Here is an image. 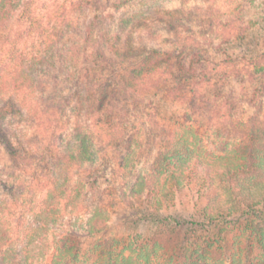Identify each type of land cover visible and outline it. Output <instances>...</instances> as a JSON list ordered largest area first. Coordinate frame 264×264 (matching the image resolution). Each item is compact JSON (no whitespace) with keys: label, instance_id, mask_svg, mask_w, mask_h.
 <instances>
[{"label":"trees","instance_id":"16d2710c","mask_svg":"<svg viewBox=\"0 0 264 264\" xmlns=\"http://www.w3.org/2000/svg\"><path fill=\"white\" fill-rule=\"evenodd\" d=\"M37 2L0 0V28L8 27L17 17L29 24L30 33L46 36L44 16L38 14ZM159 12L162 11L157 8L153 11L155 14ZM165 13L167 28L171 32H175L176 26L185 29V21L197 20L207 24L215 33L223 32L225 41L231 45L244 41L250 30L247 24H239L238 19H227L218 24L213 18L203 21L198 9ZM138 16L131 17L135 22L133 26L146 20ZM95 30V25L89 21L84 35L86 43L95 35ZM175 34L176 42L183 44L181 34ZM5 37L7 41L11 40L8 44L16 43L11 37ZM50 38L44 54H33L27 61L21 58L17 61L14 56L11 58L16 67H13L14 72H8L7 76L0 73V145L14 167L20 168L21 162L26 164L34 154L20 140L15 131L16 122L27 117L37 120L49 114L60 117L67 112L74 113L73 119L69 120H72L71 138L64 143L62 136L55 135L59 144L51 145L42 153L47 165L43 180L37 185L40 192L45 193L43 197L32 191L29 193L31 187H23L19 192L21 186L11 181L15 171L7 172V176L11 174L8 179L0 174V184L7 193L5 196L10 198L0 195V264L80 263L84 241L107 229L110 211L108 207L103 209L100 202L90 208L85 205L89 195L96 190L97 179L91 172V177L76 182L72 170L96 165L104 156L102 136L115 134L116 131L109 129L110 118L120 102L136 99L140 93L159 88L164 79L161 71L165 62L151 57L156 52L145 46L132 47L119 33L104 31L99 38L101 49L92 53H87L88 49L82 53L76 42L64 45L63 37ZM127 59H136V63L125 72H119L118 66ZM84 61L89 64V69L80 70V62ZM233 62L237 61L234 59ZM249 64L255 72L264 73V55L250 60ZM179 67L182 66L179 64ZM182 72L180 69L179 73ZM191 72L196 71L192 69ZM219 74L215 77H228L225 72ZM199 75L203 82H210L214 76L205 69ZM26 90L34 94L33 100L28 98ZM36 95L41 97L36 98ZM92 118H95L94 126L99 128L96 131L89 121ZM259 122V117L255 116L253 129L232 153L212 159L193 148L188 137L184 141L176 138L173 131L162 133L161 149L151 166L153 172L136 181L130 199L123 198L118 204L115 200L114 205L140 214L132 217L130 222L134 226L185 227L193 233L247 217L248 223L264 239V228L256 222V219L262 221L264 218V129L260 128ZM188 135L199 139L193 128H189ZM122 161L124 166L126 156ZM201 169H204L203 182L198 185L195 183L196 174ZM20 200L26 203L32 216L28 222L23 217L21 225L24 226L18 231L19 224L14 229L8 220L10 207ZM76 209H86L90 213L85 224H69V228L59 231L65 220L64 211L70 217ZM111 240L106 241V264H181L162 253L163 246L159 243H125L113 239L114 243L109 246ZM121 243L123 247L120 248L117 244ZM199 258L197 264H208L203 253Z\"/></svg>","mask_w":264,"mask_h":264},{"label":"rangeland","instance_id":"374dc122","mask_svg":"<svg viewBox=\"0 0 264 264\" xmlns=\"http://www.w3.org/2000/svg\"><path fill=\"white\" fill-rule=\"evenodd\" d=\"M37 1V12L44 16L46 36L30 33L29 24L19 21L17 17L8 27L0 28V73L5 76L16 68L12 57L16 56L17 61L19 58L27 61L33 54H44L52 39L50 37L54 40L63 37L64 45L76 42L82 53L87 49V53H92L101 49L99 38L104 31L119 33L122 40H129L132 47L145 46L152 49L156 53H152L151 57L165 62L161 71L164 79L159 88L140 93L136 99L120 102L116 113L113 112L109 129L116 132L113 136H102V146L106 152L98 163L72 170L76 182L91 177V172L97 179L96 190L89 195L85 205L90 208L100 202L103 209L108 207L110 211L107 229L84 241L79 264H106V241L109 239H112L109 246L114 240L125 243L146 242L150 245L159 243L163 246L162 253L181 264H197L200 253L205 255L208 264H264V239L248 223L247 217L237 219L232 224L193 233L185 227L162 229L134 226L130 221L140 214L114 205L115 200L118 204L123 198L130 199L136 181L153 172L151 166L161 149L162 133L173 131L176 138L184 141L188 137V143L193 148L212 159L229 155L237 145L245 141L253 129L252 120L255 116L259 117L258 125L264 129V73L255 72L249 64L250 60L264 55V0ZM156 8L162 12L153 13ZM179 9L186 12L198 9L203 21L213 18L215 24L227 19H238L239 24L248 25L249 34L244 41L231 45L225 41L223 32L215 33L207 24L197 20L192 23L185 21V29L176 26L175 32L181 34L183 41V44H179L175 32L168 30V17H165L166 11ZM135 14L146 20L133 26L131 17ZM89 21L95 25L96 33L86 43L84 35ZM5 36L11 37L16 43L8 44L11 40L7 41ZM165 53L172 56H166ZM135 61L127 59L117 70L125 72ZM82 62L79 69H89V64ZM180 69L184 72L179 73ZM192 69L196 72H191ZM202 69L214 75L210 82L202 81L199 75ZM222 72L227 73L228 77H215ZM27 91L28 98L33 100L34 94ZM40 97L36 95V98ZM73 116L74 113L67 112L60 117L49 114L39 120L31 117L18 120L15 131L34 155L29 162H21L20 168L16 169L0 145V174L8 179L11 174H7L15 171L11 181L21 186L19 192L23 187H31L29 193L32 191L43 197L45 193L40 192L37 185L38 181L43 180L44 167L47 165L42 159V153L50 149L51 145L59 144L55 135L62 136L64 143L70 140L72 120H69ZM94 119L89 121L96 131L99 128L94 126ZM189 128H193L199 136L198 140L189 137ZM203 174L204 169L197 172L196 184H202ZM0 195H7L1 184ZM21 198L25 199V196ZM10 208L9 224L13 228L19 224V231L24 226L21 225L23 217L27 221L32 214L22 200ZM63 214L65 220L58 228L59 231L69 228V224L83 226L90 216L86 209H76L70 217L65 211ZM256 222L264 228V218L262 221L256 219ZM117 245L123 247L122 243Z\"/></svg>","mask_w":264,"mask_h":264},{"label":"clouds","instance_id":"9594fccd","mask_svg":"<svg viewBox=\"0 0 264 264\" xmlns=\"http://www.w3.org/2000/svg\"><path fill=\"white\" fill-rule=\"evenodd\" d=\"M171 7H179V5H172Z\"/></svg>","mask_w":264,"mask_h":264}]
</instances>
